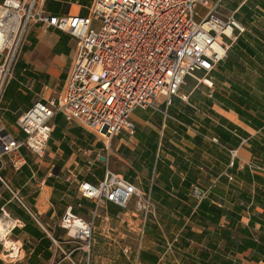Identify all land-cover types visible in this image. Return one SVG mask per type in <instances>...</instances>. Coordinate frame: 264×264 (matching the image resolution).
Listing matches in <instances>:
<instances>
[{
  "label": "crops",
  "instance_id": "crops-1",
  "mask_svg": "<svg viewBox=\"0 0 264 264\" xmlns=\"http://www.w3.org/2000/svg\"><path fill=\"white\" fill-rule=\"evenodd\" d=\"M91 1L45 0L43 8L54 16H85ZM210 1L243 28L212 70L210 88L194 80L191 88L181 87L187 103L172 97L168 105L160 99L156 108L134 109L135 132L113 136L108 149L90 129L57 113L43 158L21 147L16 170L1 157L0 237L10 234L23 248L20 261L0 264H47L49 235L60 230L67 207L92 217L94 204L78 184H96L105 167L153 200L138 264H264V175L246 166H264V0ZM76 45L52 26L31 27L0 101L1 123L12 137H24L17 120L40 95L47 102L62 93ZM232 129L247 141L241 144ZM194 188L206 191L201 204L191 196ZM116 209L122 210L104 203L94 224L119 218ZM120 214L128 223L139 217L135 209ZM93 252L91 264L100 262Z\"/></svg>",
  "mask_w": 264,
  "mask_h": 264
},
{
  "label": "built area",
  "instance_id": "built-area-1",
  "mask_svg": "<svg viewBox=\"0 0 264 264\" xmlns=\"http://www.w3.org/2000/svg\"><path fill=\"white\" fill-rule=\"evenodd\" d=\"M44 3L4 0L0 4V101L34 25L52 26L74 37L76 54L58 98L44 102L40 95L19 116L17 127L23 138L12 137L0 119V168L5 155L13 169H20L21 147L43 158L51 120L57 113L90 129L108 149L113 136L124 130L135 132L134 109L156 108L160 99L168 105L172 97L187 103L188 93L181 92L186 77L210 88V74L226 58L234 31L243 30L234 17H221L210 0H92L85 16L50 15L45 13ZM208 117L225 127L216 117ZM231 133L241 144L247 141L236 130ZM230 152L237 155L235 150ZM246 166L264 175L263 165L247 162ZM104 170L96 184L85 180L78 184L82 197L94 204L92 217L77 216L67 207L57 224L62 235H49L51 258L47 264H91L94 221L104 203L124 210L134 201L135 211L143 215V225L154 215L150 193L107 167ZM205 194L198 188L191 192L198 203ZM14 197L21 203L17 194ZM0 245L2 261L22 259V244L10 234L0 237Z\"/></svg>",
  "mask_w": 264,
  "mask_h": 264
},
{
  "label": "rangeland",
  "instance_id": "rangeland-1",
  "mask_svg": "<svg viewBox=\"0 0 264 264\" xmlns=\"http://www.w3.org/2000/svg\"><path fill=\"white\" fill-rule=\"evenodd\" d=\"M198 77L202 76V73L197 74ZM192 78L186 77V86L191 88L194 84ZM185 86V87H186ZM134 201L129 203L126 209H116L119 218H113L109 222L94 224L93 226V245L94 254L100 256L98 263L92 264H138L136 256L141 252V242L145 235L143 216L141 213L136 212L139 217L128 223L122 218L120 213H127L130 210H134ZM148 216L147 219L150 218ZM91 219V217L85 218ZM124 220V221H123ZM143 231V232H142ZM56 235H62L60 230H57ZM128 249V252H125Z\"/></svg>",
  "mask_w": 264,
  "mask_h": 264
},
{
  "label": "trees",
  "instance_id": "trees-1",
  "mask_svg": "<svg viewBox=\"0 0 264 264\" xmlns=\"http://www.w3.org/2000/svg\"><path fill=\"white\" fill-rule=\"evenodd\" d=\"M203 200V199H202ZM202 200H201V202H202ZM201 202H200V204H201ZM227 236L228 235H230V232H228V231H226V232H224Z\"/></svg>",
  "mask_w": 264,
  "mask_h": 264
},
{
  "label": "water",
  "instance_id": "water-1",
  "mask_svg": "<svg viewBox=\"0 0 264 264\" xmlns=\"http://www.w3.org/2000/svg\"><path fill=\"white\" fill-rule=\"evenodd\" d=\"M102 160H104V157H101Z\"/></svg>",
  "mask_w": 264,
  "mask_h": 264
}]
</instances>
